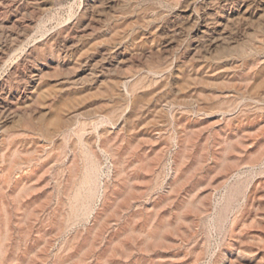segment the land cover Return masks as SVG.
Instances as JSON below:
<instances>
[{"label": "rangeland", "instance_id": "obj_1", "mask_svg": "<svg viewBox=\"0 0 264 264\" xmlns=\"http://www.w3.org/2000/svg\"><path fill=\"white\" fill-rule=\"evenodd\" d=\"M0 264H264V0H0Z\"/></svg>", "mask_w": 264, "mask_h": 264}]
</instances>
